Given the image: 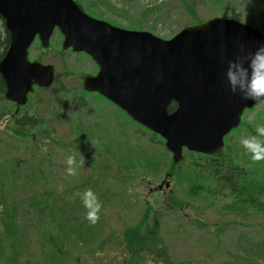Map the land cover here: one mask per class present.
I'll return each instance as SVG.
<instances>
[{
    "label": "rangeland",
    "instance_id": "rangeland-1",
    "mask_svg": "<svg viewBox=\"0 0 264 264\" xmlns=\"http://www.w3.org/2000/svg\"><path fill=\"white\" fill-rule=\"evenodd\" d=\"M75 1L80 4L84 12L94 18L126 29L149 31L163 39L172 37L185 26L196 24L193 23L195 20L180 0ZM186 1L193 3L195 15L203 21L216 16L234 18L256 28H262L261 31L264 33V0ZM61 42L62 36L54 30L49 46L42 48L36 39L29 48L28 56L30 60L39 59L42 63L52 65L59 76V87L63 86L67 93H59V89H55V99L50 102L47 92L43 93L36 89L31 92L32 95L28 96L29 104L26 102L21 106L15 104L8 107L11 109L9 112L15 114L19 112L30 114L31 110L37 111L36 98L37 100L43 98L44 104L48 107L41 106L38 112L46 110L49 114V136L34 132L31 134L33 142L20 137L16 138L11 131L12 113L0 116V190L3 186L4 194L9 193V160L14 156L21 158L19 172L22 174L25 172L24 167L31 166L28 168L32 169V163L38 160L32 158L33 145L38 144V151L46 149L48 156L43 155L42 151L39 154L41 159L47 161L42 167L43 174L39 175L37 172L34 174L32 170L27 173L29 176L26 180L29 185H33L32 192H37L36 195L39 196V193L44 190L41 186L44 182L48 191L57 194L56 200L64 208L78 209L77 215L84 217L83 222L88 221L85 218L88 209L85 208L81 199L83 192L91 189L100 203L98 212L100 219H97L95 223L89 222L93 230L92 239L97 232L95 241H88L89 236L83 238L79 246L74 244L75 239L73 243L67 241L65 244L68 249V258L65 257L64 261L68 260L66 264H117L116 258L124 257V251L119 247L120 232L123 227L138 222L143 213L144 204L149 201L156 206L153 198L163 193L179 194L182 199L186 195L177 180L167 172L170 152L167 153V161L157 160L160 165H158L156 176L132 174L123 168L122 162L127 163L128 159H138L134 157L137 153L133 152L142 151L140 146L154 152L160 150L161 146L151 144L147 137L141 136L134 129L131 121L122 118L126 116L114 104L96 93L80 89L82 76L95 73L97 67L86 54L63 49ZM3 104L4 101L0 98V106ZM56 114L64 118L57 119ZM256 121L264 125V100L258 101L244 111L240 124L226 136L225 146L228 144L232 149L245 148L240 140L250 137L246 126L254 125ZM78 136L80 139H77ZM240 153L241 151L238 152ZM69 155L77 161L73 165L76 169L73 175L65 171L68 167L66 158ZM190 155L191 153L183 150L184 163H189ZM246 155L252 161L248 149ZM149 157L147 154L140 158ZM176 164V167H180L177 162ZM136 166L142 172L141 166ZM130 175L132 177L128 178ZM45 176L47 181H44ZM30 177L35 180L32 181ZM17 190L19 191L16 187L13 191ZM25 190L31 193L30 189ZM18 195L25 196L20 191ZM190 200L191 205L183 203L177 214L171 213L161 224L165 243L169 246V253L174 259L197 256L201 250H205V258L209 251L210 253L214 251L212 264H228L233 260L228 259L230 255L237 253L243 256L242 249L250 252V243L255 244L254 252L264 254V212L238 220L239 222H234L229 217L230 224L224 228L223 235L219 236L221 241L217 244L216 228L210 226L207 232L196 229L195 219L198 221L200 219L204 223H213L221 218L220 221H223L227 215H221L219 204L210 208L204 205L203 199ZM27 203L24 201L21 204L23 211L28 215L27 222L30 226L38 225L39 213L35 206H29ZM3 207L0 205V213ZM19 207V204L15 206L17 209ZM48 219L44 218L43 221ZM1 230L0 224V233ZM240 233L249 238L241 236ZM100 241H103L102 249H98ZM39 245L40 243L36 241L29 252L23 250L21 255L24 257L18 262L8 260L9 253L4 251L0 253V264H37L41 256ZM71 256L74 257V261H69ZM242 263L246 264V262Z\"/></svg>",
    "mask_w": 264,
    "mask_h": 264
},
{
    "label": "water",
    "instance_id": "water-1",
    "mask_svg": "<svg viewBox=\"0 0 264 264\" xmlns=\"http://www.w3.org/2000/svg\"><path fill=\"white\" fill-rule=\"evenodd\" d=\"M9 45L0 59L5 96L17 105L34 86L49 87L52 65L30 60L37 37L45 48L54 29L61 47L87 53L97 64L82 87L97 92L134 121L159 134L178 162L183 150L213 155L224 136L256 102L229 90V61L246 66L264 33L234 18L212 17L168 39L118 27L84 12L75 0H0ZM174 101L176 107L168 111Z\"/></svg>",
    "mask_w": 264,
    "mask_h": 264
},
{
    "label": "trees",
    "instance_id": "trees-1",
    "mask_svg": "<svg viewBox=\"0 0 264 264\" xmlns=\"http://www.w3.org/2000/svg\"><path fill=\"white\" fill-rule=\"evenodd\" d=\"M187 8L188 12L192 15L195 22L199 23L202 18L195 15V7L193 3H188L186 0H180ZM193 20V21H194ZM263 30L262 28H258ZM9 45V32L4 25V20L0 15V59ZM39 58V57H38ZM39 60V59H38ZM59 76L56 75L54 82L49 87H34V90L40 92H47V98L51 102L55 99V89H59V93L66 94L67 91L63 86L59 87L58 84ZM59 87V88H58ZM5 83L0 74V98L4 101V104L0 106V116L5 114H11V109L8 107L15 104L6 98L5 96ZM83 89V88H80ZM33 90V91H34ZM30 93L29 95H32ZM81 96L79 95V98ZM263 101V100H262ZM37 104V111L31 110L28 113H12L11 114V125L12 135L14 137L23 138L30 142H33L32 133L40 132L49 136V124L50 117L46 110L39 113V108L42 106L47 108L48 105L44 104L43 98L35 100ZM26 104H29L28 102ZM175 108V103L171 102L168 105V110L172 111ZM117 109H119L117 107ZM250 109V108H249ZM133 124L134 129L141 135L147 137L148 141L152 144L159 145L161 148L157 151H151L140 146L142 151L136 152L131 151L138 157V163L135 159H128L127 163L122 162V166L129 173H135L137 175H154L156 176L160 165L157 160L160 159L162 162L167 161V153L164 144V139L157 133L149 130L141 124L133 121L126 113L119 109ZM57 119L60 120L64 116L56 114ZM125 120V121H126ZM260 125L258 121L254 125L247 124L246 129L248 130L250 137L258 135L256 133V126ZM77 139H80L78 136ZM143 139V138H142ZM158 146V147H159ZM75 147V146H74ZM76 149V147L74 148ZM246 147L241 149H232L227 144L224 148L214 155H207L193 151H187L191 153L189 156V163H184L185 158H181L177 162L180 167H176L169 154L167 161V172L174 177L180 185L185 198H181L179 194L163 193L154 197V206L151 202L144 204L142 215L138 222L127 225L122 228L120 232V250H123L124 257L116 258L117 264H212L214 254L212 251L207 253L205 258V250H201L197 256L184 257L180 259H174L169 253V246L165 243V237L161 232V224L164 222V218L169 215L177 214L182 204L191 205L192 198L203 199L206 207L212 208V206L219 204L221 215H227V217L213 223H204L199 218V221L195 219V228L201 231H209L210 226L216 228V243L219 244L221 241L220 235H223L224 228L229 225L230 219L234 222H239L241 219L251 217L255 214L264 212V157L258 160H250L246 155ZM40 151L43 155L48 156L49 153L46 149L38 151V144L33 145L31 152L32 158H37L31 166L24 167V171L20 174V163L21 158L14 156L8 162V182L9 193L4 194L2 188L0 190V204H2L3 210L0 213V224L2 227L0 233V253L7 251L10 261L15 260L16 262L23 259L21 252L28 251L34 246V243L38 241L39 251L41 256L37 264H66L65 257L68 258V249L66 248V242L71 241L73 243L75 239V245H81L83 238L88 237L87 240L94 242L97 232L92 239L93 230L89 226V221L85 220L84 217L78 216L76 209L64 208L59 201L56 200L57 194L52 191H48L45 187L44 182L41 186L44 190L36 195L37 192H32L33 185H29L27 182V173L31 170L35 174H43L42 167L47 163L40 157ZM241 151L240 154L238 152ZM248 152L251 154L250 150ZM149 155L147 159H142L144 155ZM39 155V156H38ZM140 155V156H139ZM39 158H38V157ZM183 161V162H182ZM200 161V162H198ZM141 166L140 172L137 166ZM107 166V165H106ZM30 167V168H28ZM36 168V169H35ZM132 175L128 176L131 178ZM32 181L35 179L30 177ZM19 180V182H17ZM47 181V177H44V181ZM87 183V182H86ZM19 189L25 196L18 195ZM26 188L31 190V193H27ZM20 194V193H19ZM157 194V193H156ZM17 195V196H16ZM101 200V199H100ZM196 200V199H194ZM27 201L29 206H35L39 213L37 223L38 225L30 226L27 222V213L23 211L21 204ZM10 202V204H8ZM43 202V203H42ZM19 204L20 207L17 209L15 206ZM42 204V206H41ZM21 217V218H20ZM25 217V218H24ZM37 218V217H36ZM44 218H49L47 221H43ZM86 218V217H85ZM98 219L100 217L98 216ZM242 223V222H240ZM246 224V223H245ZM179 230V225H178ZM241 236L249 238L243 233ZM103 241H100L99 248H103ZM98 244V245H99ZM253 246L249 245V251L242 249L243 256L234 253L229 256L230 262L228 264H263L264 254L262 252H254ZM66 248V249H65ZM65 249V250H64ZM208 251V250H206ZM216 251V250H215ZM240 253V252H239ZM61 255V256H60ZM204 259V260H203ZM74 261V257L71 256L69 261Z\"/></svg>",
    "mask_w": 264,
    "mask_h": 264
},
{
    "label": "clouds",
    "instance_id": "clouds-1",
    "mask_svg": "<svg viewBox=\"0 0 264 264\" xmlns=\"http://www.w3.org/2000/svg\"><path fill=\"white\" fill-rule=\"evenodd\" d=\"M226 76L231 92L239 91L242 98L250 99L254 102L264 100V42L257 45L246 66L229 61ZM256 133L258 135L240 140V143L252 153L251 159L253 160L264 157V125H258ZM74 162L75 164L77 163L72 155L67 156L66 164L68 167L65 171L69 175L75 173ZM81 199L85 208L88 209L86 218L90 223H95L100 209V203L95 194L91 189H86Z\"/></svg>",
    "mask_w": 264,
    "mask_h": 264
},
{
    "label": "flooded vegetation",
    "instance_id": "flooded-vegetation-1",
    "mask_svg": "<svg viewBox=\"0 0 264 264\" xmlns=\"http://www.w3.org/2000/svg\"><path fill=\"white\" fill-rule=\"evenodd\" d=\"M70 49V48H69ZM81 53H84V52H81ZM84 54H86V53H84ZM88 57H90L88 54H86ZM90 59L94 62V60L90 57ZM94 64L96 65V67H97V69H96V71H95V73H93V74H88V75H95L97 72H98V66H97V64L94 62ZM85 75V74H84ZM83 75V76H84ZM82 76V77H83ZM82 84V83H81ZM85 92H88V91H85ZM93 93H95V92H93ZM159 189H161L160 187H159Z\"/></svg>",
    "mask_w": 264,
    "mask_h": 264
},
{
    "label": "bare ground",
    "instance_id": "bare-ground-1",
    "mask_svg": "<svg viewBox=\"0 0 264 264\" xmlns=\"http://www.w3.org/2000/svg\"><path fill=\"white\" fill-rule=\"evenodd\" d=\"M0 205H2V204H0Z\"/></svg>",
    "mask_w": 264,
    "mask_h": 264
}]
</instances>
